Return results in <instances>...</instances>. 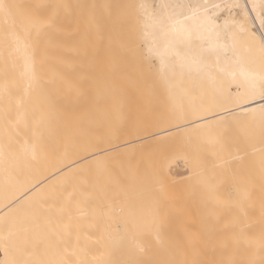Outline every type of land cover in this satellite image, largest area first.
I'll list each match as a JSON object with an SVG mask.
<instances>
[{
    "label": "snow or ice",
    "instance_id": "snow-or-ice-1",
    "mask_svg": "<svg viewBox=\"0 0 264 264\" xmlns=\"http://www.w3.org/2000/svg\"><path fill=\"white\" fill-rule=\"evenodd\" d=\"M73 7L83 6L63 3L28 6L23 13L24 20L14 23L3 33L4 43L11 40L22 59V70L16 84L21 94L15 100V107L23 109L26 117L23 119L25 134L21 143L13 138V134L21 135L20 121L13 123L11 120L12 86L5 82L0 86V95L9 101L4 109L8 152L18 148L21 153L35 158L45 147L46 134L51 135L50 126L55 120L58 102L40 78L37 53L42 38L50 31H64L61 12L70 15L68 10ZM95 7L92 6L93 9ZM105 7L113 8L111 5ZM114 7L116 12L108 13L110 20L139 41L146 57L159 60L158 80L170 95L173 89L170 79L177 65L181 73L194 74L199 78L197 86L206 97V106L192 115L174 112L171 117L191 125L188 131L196 140L197 164L204 163L203 150L210 148L216 161L214 168L221 175H234L233 165L246 159L249 150L258 142L261 145L259 166L264 171V34L257 39L250 32L247 0L244 3L233 0L223 5L162 0L151 5L140 2ZM257 7L264 24V0L259 5L253 4L251 11H256ZM11 8L0 3V12L5 15H11ZM221 10L229 14L223 21L220 19ZM234 11L235 16L232 15ZM91 19L96 22L95 12ZM256 49L260 53L259 62L253 55ZM257 97L262 103L253 107ZM209 112L216 113L219 118L208 121L206 115ZM221 112L223 116H220ZM163 119H169L167 114ZM4 157L5 146H0V161ZM99 166L103 170L104 165ZM159 182L163 190V179ZM253 194L254 189L245 183L229 205L236 213L232 225L236 235L232 239L237 244L247 242L249 247L252 241L247 233L254 225L245 222V218ZM260 195V251L264 252V184ZM90 199L89 193L81 192L80 199L74 202L70 198L59 207L53 205L54 214L42 223L36 209L8 205V211L0 215V251L4 256L0 264H89L88 255L93 245L99 246L104 241L110 243V250L101 259H94L93 264H176L174 260H157L155 253L149 256L153 237L156 243L165 242L164 222L158 215L153 221L158 225L155 233L148 234L145 242H139L136 233L129 234L128 221L113 219L102 209L89 208ZM86 218L90 222L85 227L83 221ZM113 231L117 238L113 237ZM192 264L203 262L193 261ZM230 264L245 262L234 260Z\"/></svg>",
    "mask_w": 264,
    "mask_h": 264
},
{
    "label": "rangeland",
    "instance_id": "rangeland-1",
    "mask_svg": "<svg viewBox=\"0 0 264 264\" xmlns=\"http://www.w3.org/2000/svg\"><path fill=\"white\" fill-rule=\"evenodd\" d=\"M6 1L8 2L9 6H12L11 10L17 15L19 20L23 18V13L28 9V6H32L34 8L35 6H39V5L56 4V3H63L73 6L76 5L83 6L81 8L73 7L72 9L68 10V12H70V15H66L64 11L61 12V24L64 26V31H59V32L51 31V33H48L47 36L44 37L45 39L46 38L50 39L48 36L51 34L50 35V37H52L51 43H54V45L48 42L50 41L48 39L45 40L44 38H42L41 40L42 46H44L43 45L44 41L47 44L45 45V47L47 48L44 47L42 51L43 54L42 58L45 56L43 61L48 59L45 62L48 68H49L48 64L50 65V67L51 66L53 68L55 67L54 69H56V66L58 67V71L57 70L54 71L53 68H50L53 69L54 73L58 72L56 73V75L58 74V76L56 78L53 77V79H50L51 85H47V86L49 89L54 90V92L56 91L54 97L58 102L55 108V110L57 109L56 111H58V113L55 111V113L57 114L56 117H58V119L56 118V120H58V122H56L58 123L57 124L58 127L56 125L54 126L55 127L54 132L55 133L58 132V136L57 134L55 135V133L54 135L60 137L63 140L62 142H58L59 145L66 144V142H68L70 139H73L74 142L72 144L75 146V148H77L76 151L78 150L79 152L82 153H88V152L90 153L92 149L100 148L101 146L103 147L108 143L109 144L107 146H109L111 142H112L111 144L112 146L110 145L109 147H114L113 145L114 144L116 145V143L122 139L123 140L120 141L119 143H124L127 140L131 141L132 139L135 140L134 138L136 137L139 138L138 135H140V137H146L145 135L150 136L148 134H152L157 131V130L153 131L154 129H159L161 125L162 126L164 124L167 125L168 122H170L171 118L167 120L163 119V117L167 113H168L167 116L170 114V116L168 117H171L172 112L170 111L171 108L167 107L168 101L166 100L162 88L157 82L155 70L153 66H151L152 63H150V60L148 63V59H146V56L143 55V48L140 46L139 41L135 40L127 30H121L119 27L115 26L108 16L109 11L113 13L116 12V9L114 7L115 5L132 4L135 3V0H6ZM107 5H111L113 6V8L111 9L106 8L105 6ZM15 6H20V7H15ZM92 6H96V7L93 9ZM93 12H95L96 14V22H93L91 19V15ZM69 33H71V35H69ZM53 39L55 40L53 41ZM64 40L66 41V44L63 45L62 42ZM55 48H59V49H55ZM46 50H48V52H46ZM49 52L52 53L48 55ZM53 52L55 53L57 52L56 53L57 55ZM49 56L52 58H50ZM63 56L66 59L62 58ZM53 57H56L57 59L59 57V61L57 60L58 62H56L55 60V62H53L54 61ZM49 59H52L53 61L51 60L50 62ZM65 60L66 62H64ZM126 67L130 68L131 74H129L130 72L126 70ZM52 75L56 76L55 74ZM134 75L137 76L134 77ZM132 77L135 80L132 79ZM47 81L48 80L46 79V82ZM135 82L136 84H134ZM122 83H124V85ZM162 93L165 99L163 96H161ZM114 106L116 111L112 109L114 108ZM166 108L169 109L167 110ZM143 131L145 133H143ZM172 137L174 136H170V138L169 137L167 138L166 136L164 137L155 136L152 137L154 139L150 137V140L149 138H146V141L143 138H139L141 142L132 144V147L130 145L127 148L125 147L120 149V147H118L119 149L115 148L107 152L108 154L105 153L107 155L108 160H109L108 156H110L111 154L112 155L110 156V159L111 158L113 159H111L110 162H108L109 164L108 163L106 164V167L104 165L105 168L103 169L105 170L99 169L100 166L98 165L94 167V169L96 168L97 171L96 170H94L95 172L93 171L95 174L98 172V174L96 175L100 174L99 176H97L100 180H98L97 178L95 179L101 182V185L97 181L96 183L94 179L92 181L95 182V184L92 183L93 185L97 184V186L100 185L98 187L106 188V189L103 188V191L101 192L103 193V195L108 194V196L106 195V197L108 198L106 202L108 203L110 201L112 202L108 204L105 202V198L104 199L102 198V200H104V202L108 205H103L101 209L103 208V211L109 215L110 209L113 206H115L113 205L116 200L115 198H117L115 202L117 205L121 206L125 203L124 199L121 202H118V198L120 196V200H121V196H123V189H124L122 187L123 186L126 187L125 180L123 178L125 177V179H127L128 177H131V174L129 173L130 172L132 173L134 170V167L132 168V166L135 164V163L133 164L134 162L133 158L137 157L136 160L139 159L138 165H140L141 164L140 161H142L140 158H146V157L148 158L154 155L156 156V154L158 156L163 155V157L166 158V161L168 165H170V167L173 164H176V167H179L177 168V174H183V176L178 177L177 181L174 183L175 185H172L173 188L170 187V189L172 190L169 191V194L172 195L170 197L172 200H170L169 198L167 199L166 202L163 203L147 204L140 199L139 201H135L133 203V210L129 217V221H131L130 230L135 233L139 231L143 234H151L152 230L158 227V225H156L153 222L154 216L158 215L159 218L164 222L165 232L173 233V234L181 233V235L179 236L180 237L182 235L183 237L185 236L184 239L188 237L187 240L197 237L195 240L199 243L198 248H197V242L195 240L194 241L191 240V242L188 240V243L190 242V245L187 246L188 248L189 246L191 247V245H194L195 243L196 249L201 250L203 248L202 252H204L205 250L204 248L206 249L208 248L209 250H213V251L226 249L227 247L223 248V246H220L223 245L224 241L222 242L220 240L222 242V244H220L221 242L219 241V239L223 237L222 239L226 240V238L228 237L231 238L232 235L234 234L236 235V233L234 232L233 228L230 227L227 228L228 226H226L227 222L229 224V221H227L226 219H228V217L231 216L230 213H229L230 216L227 215L228 212L226 214L224 213L225 215H223V213L221 215L220 212L221 210L219 211L221 207L218 206V203L215 204L214 203L215 201L214 202L212 201L213 200L212 196L214 197L216 195L214 193L217 192L218 190H221L223 188L225 189V187H227L228 184L225 187H221L220 185L211 187V185L209 184L212 181L215 170L213 167L214 165L210 162V160L212 159V155L211 153H209L210 151L208 150L209 148L207 149L208 152H206L207 151L206 149L203 150L204 161L206 160L205 162L208 161L209 163L208 164L204 163L205 165H198V166L195 165V167L197 166L196 168H199V166H203L205 168V172L199 173L200 172L199 171L197 175L191 174L192 176H189L187 173H189L192 169H194L191 167L194 166V164H196L195 157L197 150H195V152L194 150H192L193 147L195 146L192 145L194 143L191 144L192 142L191 140L193 139L191 140L188 139L191 141L189 142L193 146L192 147L190 144H186L188 140H186L185 138L182 140V141L185 140V142L180 143L179 140H177L180 137H174L176 139L173 140ZM67 139L68 141L64 142V140ZM175 140H177L178 143L177 141L174 142ZM176 143L177 145L179 144L180 146L175 145ZM67 145H65V148ZM68 147H71V145ZM186 147L188 150L186 149ZM129 148H133V149L130 150ZM116 149L119 151L120 154L115 155V157L116 156L121 157L123 155L121 154V152H123L124 155H126L125 157L123 155V158L126 157L128 158L130 156L132 158L131 161H133L132 162L133 165L132 164H130L131 166L128 165L130 161L129 158L128 161L127 158L122 159V157H121L122 162H120V164L123 166L117 164L119 163L120 159L117 158L119 160H116V158L113 156L114 153L117 154V152L114 151ZM195 149H197V144ZM159 153L162 154L159 155ZM187 155L190 156V158ZM192 157L195 161L192 159ZM188 158L190 160H187ZM182 159L184 160L182 161ZM124 160L125 161L127 160L128 163H126L127 161L125 162ZM114 161L115 162L117 161V163H115ZM146 161L144 159V163H142V165L144 164L143 166L140 165L139 167L136 165L137 166L136 170L138 169V167L139 170L140 168H145ZM110 163L111 164L113 163V165H111L112 167L109 166ZM113 166L119 168V170H117L118 168L115 169L116 173H113L115 168ZM122 168L123 169L130 168L131 170H128V172L127 171L124 172L123 175L124 177H122V175L118 177V173H120L121 171L123 174ZM204 168H202L201 171L204 170ZM106 170H109L107 171L109 175L106 172L104 173V171ZM136 170H134L135 176L133 174L134 172L132 173V176L136 178L134 179L132 177L135 181L134 183H138V180H141L142 178L141 176L144 173L143 171L141 175H139L138 173V175L141 177L140 179H138L139 176L137 177L136 174L139 170L137 171ZM142 170L145 171L146 169H142ZM125 173H128L130 176L126 174L127 176L126 177ZM117 177L118 178L121 177L123 180L120 179L121 181H119ZM88 178H90V176H88ZM111 178L113 180L115 178L114 180L115 182L114 181L112 182ZM88 180L90 181V179ZM117 183L118 185H116ZM111 187H114L115 189ZM107 189L109 193H106L108 192ZM110 189L117 191L116 193L114 191L111 192ZM100 190L99 191L97 190V192H100ZM150 191L152 192V190ZM50 192H53L52 188ZM50 192L48 191L44 192V194L48 193V195L46 196L47 200L45 199V197L41 196L42 197L41 199L43 201L39 199L40 204H38V202L35 203V205L37 204L36 206H39L37 211L38 210L40 211V213L38 212V214L41 223L45 218L54 214L53 205L57 203L55 201L60 200V199L55 200L51 196ZM152 194L154 195L153 192ZM97 195L100 196V194ZM110 196L112 200L110 199ZM99 200H101V198ZM99 200L97 199L96 200L97 204L95 203L98 207H100L99 205L102 204V203L101 204L98 203ZM173 200L174 201L177 200L178 202L177 201L174 202ZM104 202L103 204H105ZM36 206L35 207L33 206L34 209L37 208ZM148 207L152 208L151 212H148L147 210ZM228 207L226 208L227 211H228ZM224 219L225 221H227L226 223H223ZM185 232H187L186 233L187 235L185 234ZM188 234L190 236H188ZM192 234L194 235L196 234V236H193ZM205 235L206 236L208 235L207 237L209 238H206ZM218 235L221 236L219 237ZM229 235H231V237ZM191 236H193V238H191ZM199 236H200V240L198 239ZM214 236L215 237L218 236L219 238L218 237L215 238ZM205 238L208 239L207 240L208 242L209 241L211 242L209 243L210 248L208 246L205 247V245H208V243L201 241L202 239ZM232 238L231 240H233L232 242H234L235 240ZM216 241L220 243L216 244L217 243ZM200 242L202 243V245L200 244ZM232 242L230 241V243ZM188 243H186V245ZM195 246H193V248H195Z\"/></svg>",
    "mask_w": 264,
    "mask_h": 264
},
{
    "label": "bare ground",
    "instance_id": "bare-ground-1",
    "mask_svg": "<svg viewBox=\"0 0 264 264\" xmlns=\"http://www.w3.org/2000/svg\"><path fill=\"white\" fill-rule=\"evenodd\" d=\"M140 2H144V3L151 5L154 3H160V2H162V0H135V3H140ZM184 2H190L192 4L213 3L214 2V3H220L223 5L225 3L233 2V0H184ZM239 2L244 3V0H239ZM260 2H261V0H247L248 8H249L248 28H249L250 32L257 37V39H259V37L262 34H264V24H262L261 19L258 16L259 8L257 7L256 11H251V8H252L253 4L259 5ZM0 3H3L4 5H8V2L6 0H0ZM228 15L229 14L226 11L221 10V13H220L221 21H223V19L228 17ZM232 15L235 16L236 12L234 11L232 13ZM23 18L19 20L17 15L12 10H11V15H5L3 12H0V86H2L5 82H8L12 86V102H11V109H10L11 110V120L13 123H16L18 120L20 121L19 129L21 131V135L19 137L15 136V134H13V138L15 140H19L21 143L23 141V136L25 134L24 133L23 119L26 117L24 116V110L23 109H17L15 107V100L19 99L20 94H21L19 92V90L17 89L16 84H17V81L19 80V74L22 70V59H21L20 54L14 50L15 45L13 44V42L11 40H9L7 42V44L4 43L3 33L6 29L11 28L14 23L19 24L21 21H23ZM49 33H51V31ZM50 35L48 36L50 39H48V38H46V39L50 40L48 42L51 43L52 37H50ZM54 38H56V37H54ZM54 40L55 39H53V41ZM43 43H44L43 44L44 46H42V42L40 43V49H39V52L37 53V62H38V66H39L40 78H41L42 82L47 86V85H51L50 79H53V77L56 78L58 76V74L56 75V73H58V72L54 73L53 69L55 67L54 68L52 66L50 67L49 64H48L49 68L47 67V64L45 63L48 60L47 58H46L47 60L43 61L45 56L42 58V55H43L42 51H43L45 45H47L45 43V41ZM62 43L64 45V44H66V41L64 40ZM67 43H69V42H67ZM51 44L54 45V43H51ZM45 48H47V47H45ZM53 48H54V46H53ZM67 48H68V46H67ZM55 49H59V48H55ZM46 52H48V50H46ZM50 53H52V52H49V54L48 53H46V54L50 55ZM53 53H55V52H53ZM46 54H44V55H46ZM143 55L145 56V49L144 48H143ZM253 55L256 58L257 62H259L260 53H259L258 49H256L254 51ZM51 56H52V54H51ZM53 56H54V54H53ZM50 58H52V57H50ZM53 58H54L53 59L54 61L52 59H49L50 62H51V60L53 62H55V60H56V62L59 61V57H58V59L56 57H53ZM62 58L66 59L64 56ZM146 59H148V63H149V60H150V63H152V65L151 64L150 65L153 66L155 73H156L157 82L160 85L159 80H158V71L160 68L159 60L158 59H151L148 57H146ZM64 62H66V60ZM41 63H44V64H41ZM45 66L47 67V69ZM50 68H53V69H50ZM135 69H137V68H135ZM135 69H132V70H135ZM56 70L58 71L57 66H56V69H54V71H56ZM126 70L128 72H130L129 74H131V70L129 67H126ZM51 73L55 74L56 76H53ZM134 73H136V72H134ZM135 76H137V75H134V77ZM46 79L48 80L47 82H46ZM132 79H134V78L132 77ZM198 79L199 78L197 76H195L194 74L189 75L188 73H181L179 70V67L177 65L175 73L170 79V83L173 86L171 95L169 94V92L165 88H162L160 86L162 88L164 94H165L166 100L168 101V103H167L168 106L167 105H165V106L171 108L170 111L172 112L171 113L172 116H173L174 112L177 114L183 112V113H187L189 115H192V114L196 113L197 110L200 109L201 107L206 106V103H205L206 97L203 95L201 89L197 86ZM122 84L124 85V83H122ZM134 84H136V82ZM111 88H112V86H111ZM157 89H160V88H157ZM47 90L50 93H52L53 95H55V93H56V91L54 92V90L49 89L48 86H47ZM161 96H163V93ZM165 97H164V99H165ZM162 101H164V100H162ZM260 103H262V101L260 100L259 97H257L256 101L254 102V104L252 106L253 107L259 106ZM8 104H9L8 98L3 96V95H0V146H5V157L2 161H0V215L4 214V212L8 211V208H7L8 205H12L13 207L24 206L26 208H34L37 205V204L35 205V203L38 202V204H40L39 199L41 201H43L41 199L42 197H45V199H46V196L48 195V193H45L46 194L45 195L44 192H47V191L50 192L51 188L54 192V193L50 192L51 196L55 200L60 199L59 201H55L58 203V204L57 203L55 204L56 207H59L60 204L66 203L70 198L73 200V202L77 199H80L81 192H86V193L90 194L91 199L89 202V208H96L97 207V208L101 209V207L103 205H108V204L112 203L111 201L109 203L106 202V200L108 199L106 197V195L108 196V194L103 195V193L101 192V191H103V188H105V187H102V188L98 187L101 185V182L98 181L100 179L97 176H99L100 174L96 175V174H98V172L96 174L94 173L95 172L94 170H96V168L94 169V167H96L100 164H103L106 167V164L108 162H110L111 159H113V158L110 159V156L112 154L110 156H108L109 160L107 159V155H106V154H108L107 152H109L115 148H118V147H120V149L125 148V147L127 148V147H129V145L132 147V144L137 143V142H139V143L141 142V140L139 138H143L146 141V138H149V140H150V137L152 138L155 136H157V137L158 136H163V137L166 136L167 138L168 137L170 138V136H174V137H180L181 138V141H180V138L177 139V140H179L180 143L185 142V140L182 141L184 138L186 140L193 139V140H191L192 142L190 140H188L186 142V144H190V142H191V144L194 143V144H192L193 146L195 145L194 147L190 144L193 147L192 150H194V152H195V150H197V149H195V147H196V143L194 140L195 137H194V135H191L188 131V129L191 127V125L188 122H177L175 119L171 118L172 117L171 116V117H169V118H171V120H170V122H168L167 125H165L163 123L164 125L163 126L161 125V127L159 126L160 127L159 129L153 128L154 129L153 131H155V130H157V131L154 133L151 132L152 134H148L150 136L145 135L146 137H140V135H138L139 138L136 137V138H134L135 140L132 139L131 141H128V140L125 141L124 140L125 141V142L123 141L124 143H119L123 139L119 140L116 143V145L115 144L113 145L114 147H109L112 144V142H111V144L109 146H107L109 144L108 143L107 145H104L105 147L99 146L101 149L96 148V149H92L90 151V153L89 152L88 153H82V152H79L78 150L76 151L77 148H75V146L72 144L74 142L73 139H70L69 141H68V139L64 140V142L68 141V142H66V144H63V145L58 144V142H62L63 140L60 137H57L58 132L57 133L54 132V128H55L54 126L56 125L58 127V125H57L58 123H56V122H58V120H56V118L58 119V117H56L57 114L55 113V120L50 126L51 135L46 134L45 147H44L43 151L38 152L36 157L32 158V156L30 154L21 153L18 148L14 149L12 152H8L6 149L7 140L5 138V129H4V109ZM112 109L115 110V106ZM229 111H231V109H229ZM236 111L238 112L239 110H236ZM56 112L58 113V111H56ZM223 115H224V113L221 112L220 116H223ZM168 116H170V114ZM217 118H219V117L217 116L216 113H213V112H209L206 115V119L208 121H213ZM158 122H159V120H158ZM202 122L203 121H197V123H202ZM145 132H146V130H145ZM145 132L143 131V133H145ZM54 133H55V135L57 134V136H55ZM143 133H141V134H143ZM55 137H57V138H55ZM174 137H172V140L176 139ZM159 138H161V137H159ZM58 139H60V140H58ZM128 139H129V137H128ZM152 139H154V138H152ZM172 140H171V142H172ZM177 140H175L174 142H176ZM70 142H71V144H70ZM67 143H68V145H67ZM177 143H178V141H177ZM177 143L175 145H177ZM117 144H118V146H117ZM65 145H67L66 148H65ZM70 145H71V147H68ZM190 145H188V146H190ZM177 146H180V145L178 144ZM260 148H261V145L258 142L255 143L253 145V148L249 150L250 154L248 155V157L246 159H244L243 161H239L233 165L234 175H229V176L221 175L219 173V170L214 168L215 169L214 175H213L212 181L209 183L211 185V187L218 186V185H220L221 187H225L228 184V186L225 187L226 190L224 188L223 189L220 188L221 190H218L217 192H215L214 194H216V195L214 197L212 196V198H213L212 201L213 202L215 201L214 203L215 204L218 203V206L221 207L219 209V211L221 210L220 211L221 215H222V213H223V215H225L227 212H228L227 215H229V213L231 215V216L229 215L230 217H228L229 220L226 219L227 221H229V224L227 221H225V219L223 222V223L227 222V224H228V225L226 224V226H228L227 228H229V227L232 228V226H230V225L233 224L231 222L234 221L233 220L235 218L234 216H236L235 211L228 206L236 199L237 190L239 188H241L242 185L245 183L251 189H254V194H253L252 200L249 201L247 208H246V210L248 211V216L245 218V222L251 223L254 225V227L251 229V231L247 233L248 237L252 241L251 247H249V244L247 242H244V241L240 242L239 244H237L235 241L232 242L233 240H231V238L235 236V234H234V235H232V237H231V235H229L231 238H229L228 236H227L228 238L225 237L226 240L225 239L223 240L222 239L223 237H221L219 239V241L220 240L222 242L224 241L223 245H220V246H223V248L227 247L229 249H227V248L223 249L221 247L223 250L213 251V250H209L208 248H207L208 250L206 248H204L207 251L204 250V252H202L203 248L201 250L196 249V246H195L196 244L194 242H193L194 245H191V247L189 246V248L187 247L188 245H190L191 240L194 241L197 238V237L193 238V236H196V234L195 235L192 234L193 236H191V238H193V239H190V240L188 239L190 241L188 243V240H187L188 237L187 236H186L187 238L184 239L185 236L184 237H183V235L181 237L179 236V235H181V233H179V234L175 233L176 234L175 235L173 233H167L164 231V241H165L164 244L156 243L154 240V237H153L151 240L152 252L149 253V256H151V255H153V253H155V258L157 260H174V261H176V264H192L193 261H200V262H203V264H218V262L224 261L225 264H230V262L234 261V260L235 261H243V262H245V264H248V262H250V261H254L255 264H261V261H264V252L260 251V233H261V227H260L261 195H260V192H261V185L264 184V171H262L260 166H259V159H260V155H261V153L259 151ZM129 149L131 150L133 148H129ZM186 149H187V147H186ZM127 150H126V153H127ZM208 150L211 151V152L209 151V153H212V149L209 148ZM208 150L206 152H208ZM114 151L117 152V154L114 152H111V153H114V155H113L114 157H115V155L120 154L117 149ZM121 154L124 155L123 152H121ZM161 154L159 153V155H161ZM187 154H189V153H187ZM123 155L122 156L120 155L122 157V159H126L127 157L123 158ZM196 155H197V153H196ZM125 156L126 155H124V157ZM154 156L148 157V158L147 157L146 158H140L142 160V161H140L141 166L144 165V164L142 165V163H144V159H145V161L146 160L148 161V162L147 161L145 162V166H146L145 168H140L141 171L139 170L140 165H138L139 159L136 160L137 157L133 158L134 162L131 161L132 158L130 156L128 157L130 159V161L127 158V160L129 161L128 165L132 164V162H133V164L135 163L134 165L132 164L133 165L132 168L134 167V170H136L137 166H139L137 169L139 171L136 174L137 177L139 175H141V173H143V172H144L143 173L144 176H143V174L141 176L142 178L139 176L138 179L141 178V180L137 179L138 183H134L135 182L134 179H136L135 177L132 176V173L134 172V170L132 173L129 171L130 172L129 174H131V177H128L127 179H125V177L123 176L124 172H126V171L128 172V170H131V169L130 168L125 169L128 167L127 166L124 168L125 171L122 168L123 174H122V171L121 172L119 171L120 173H118V177L121 175H122V177H124L123 179L125 180L126 187H124L122 185L123 186L122 188H124L123 189V196H121V200H120V196H119L118 202H121L124 199L125 203L121 206L117 205L115 203L117 198L114 197L116 200L114 199L115 202L113 205H115V206H113L110 209V214H109L113 219H119L121 221H128L130 224L131 221H129V217H130V214L133 210V203L135 201H139L141 199L142 201H144L147 204H149V203L150 204L151 203L159 204V203L166 202L167 199H169L172 196L171 194H169V191L172 190V189H170V187L173 188L172 185H175L174 183L177 181L178 177L183 176V174H177V168H179V167H176V164H173L170 167V165H168V163L166 161V158L163 157V155L158 156L156 154V156L155 157ZM121 157L116 156L115 157L116 160L120 159V161H119V163H117V161L116 162L114 161V162L117 164H120V162H122ZM188 157L190 158V156H188ZM117 158H119V159H117ZM149 158H151V159H149ZM189 158L187 160H190ZM192 159H193V157H192ZM195 159H196V157H195ZM183 160L184 159H182V161ZM128 161L126 163H128ZM205 161H204L205 164L209 163L208 161L207 162H205ZM210 162L213 165L216 163L215 159H213V156H212V159L210 160ZM204 163L202 165H205ZM193 164H194V162H193ZM111 165H113V163L112 164L110 163L109 166L112 167ZM114 165H116V164H114ZM125 165H127V164H125ZM195 165L198 166L199 164H197V162H196V164H194V166L191 167L194 169H192L189 173H187L189 176H192L195 174L197 175L199 171H200L199 173L205 172V168L203 166H199V168H196L197 166L195 167ZM213 165H210V166H213ZM121 166H123V165H121ZM121 166H120V168H121ZM107 167H108V165H107ZM113 167H115V166H113ZM200 167L204 168V170L201 171L202 168H200ZM116 168H118V167L114 168L113 173H116L115 172ZM90 169H92V170H90ZM142 169H146V170L144 171ZM103 170H105V169H103ZM117 170H119V168ZM90 171H91V174H90ZM107 171H109V170L104 171V173L106 172L108 174ZM92 173H94V174H92ZM138 173H139V175H138ZM126 174H128V173H125V176H126ZM133 174L135 176V172ZM187 174H185V175H187ZM116 175H115V177H116ZM88 176H90V178H88ZM104 176H105V174H104ZM95 178H97L98 180H96ZM88 179H90L91 182ZM93 179L95 182L97 181L100 185H98V186H97V184L93 185V184H95V182H92ZM118 179H119V181H121L120 179H122V178L120 177ZM160 179H163V182H164L163 190L161 189V184L159 182ZM49 180H50V182H49ZM114 180H115V178H114ZM114 180L112 179L111 181L113 182ZM45 183L47 185L50 183L51 184L48 185V187H47V185ZM106 183H108V182H106ZM116 185H118V183ZM120 185H121V183H120ZM117 187H120V186H117ZM111 188L115 189L114 187H111ZM45 190H47V191H45ZM97 190L98 191L100 190V192H97ZM150 190H152L154 195L152 194V192ZM211 190H212V188H211ZM107 191H108V189H107ZM110 191L112 192L114 190L110 189ZM116 191H114V192L116 193ZM106 193H109V191ZM119 193H120V191H119ZM121 193H122V191H121ZM97 194H100V196H98ZM114 195H116V194H114ZM52 197H50V198H52ZM47 198H49V197H47ZM96 198L98 200L101 198V200H99V202H98L100 204L102 203L101 205H99L100 207H98L96 205L97 204ZM102 198L103 199L105 198V202L108 204H106L104 202V200H102ZM110 199L112 200L111 196H110ZM170 200H172V199L170 198ZM176 201H174V202H176ZM59 202H60V204H59ZM103 202L105 204H103ZM36 207L37 208H35V209L37 210L39 208V206H36ZM227 207H228V211L226 209ZM117 209H119L120 211H116ZM102 210H103V208H102ZM147 210H148V212H151L152 208L148 207ZM38 212L40 213L39 210H38ZM220 212H218V213H220ZM227 215H226V218H227ZM222 219H223V216H222ZM89 222L90 221L87 218L84 219V221H83L84 226L86 227ZM122 228H123V223H121V229ZM113 229H115V225H113ZM156 229L157 228L153 229L151 234H154ZM131 233H135V232L131 231L129 228V234H131ZM186 233L187 232H185V234ZM136 234L139 236V242H145L146 240H148V234H143L139 231L136 232ZM189 234H191V233H189ZM189 234H188V236H190ZM207 236H206V238H209ZM218 236L220 237L221 235H218ZM218 236H216V237H218ZM113 237L117 238V233L115 231H113ZM206 238L202 239L201 241L208 243V245H205V247L208 246L210 248L209 243H211V242L210 241L208 242L207 241L208 239H206ZM198 239L200 240V236ZM227 239L230 240L232 243H230V241H228ZM214 240H216V239H214ZM180 241L182 242L183 246H182ZM184 241H185V243H184ZM222 242L220 244H222ZM186 243H188V244L186 245ZM219 243L217 242L216 244H219ZM198 244L199 243L197 242V248H198ZM200 244L202 245L201 242H200ZM216 244H214V245H216ZM193 246H195V248H193ZM201 247H203V246H201ZM199 248H200V246H199ZM184 249H187V250H184ZM214 249H216V248H214ZM108 250H110V243L108 241H104L99 246L93 245L92 251L88 255L89 264H93L94 259H96V260L101 259L103 257V255L106 253V251H108ZM2 259H4L3 252L0 251V260H2Z\"/></svg>",
    "mask_w": 264,
    "mask_h": 264
},
{
    "label": "crops",
    "instance_id": "crops-1",
    "mask_svg": "<svg viewBox=\"0 0 264 264\" xmlns=\"http://www.w3.org/2000/svg\"><path fill=\"white\" fill-rule=\"evenodd\" d=\"M78 140H79V139H78ZM78 140H77V141H78Z\"/></svg>",
    "mask_w": 264,
    "mask_h": 264
}]
</instances>
